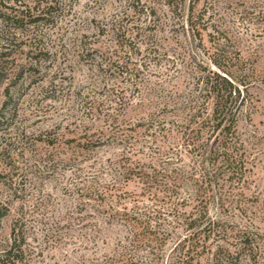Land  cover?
<instances>
[{
  "label": "rangeland",
  "instance_id": "obj_1",
  "mask_svg": "<svg viewBox=\"0 0 264 264\" xmlns=\"http://www.w3.org/2000/svg\"><path fill=\"white\" fill-rule=\"evenodd\" d=\"M9 1L23 9L41 0ZM42 1L41 7L52 2L50 20L16 32L10 55L0 57L6 69L0 85V201L9 208L0 222V253L17 224L28 264H95L111 256L124 235L107 221L111 209L108 198L101 199L102 187L123 163L149 171L160 161L143 119L152 107L170 105L172 91L186 83L178 79L183 69L165 71L166 63H158L184 37L159 26L157 20L169 15L163 0ZM202 6L216 14L217 25L248 61L253 85L237 125L245 173L238 185L222 187V201L212 203L209 214L223 226L225 243L247 231L261 236L254 245L262 247L264 17L258 13L264 0H201ZM149 9L156 14L147 18ZM5 30L0 23V38ZM153 49L155 55L148 56ZM107 64L110 70L103 68ZM6 94L11 100L3 109ZM114 131L134 137V150L116 141L96 149L86 144ZM120 184L115 193L106 190L116 195L113 209L129 196L147 197L135 176Z\"/></svg>",
  "mask_w": 264,
  "mask_h": 264
},
{
  "label": "trees",
  "instance_id": "obj_2",
  "mask_svg": "<svg viewBox=\"0 0 264 264\" xmlns=\"http://www.w3.org/2000/svg\"><path fill=\"white\" fill-rule=\"evenodd\" d=\"M8 1L0 0L5 10L0 8V23L6 28L1 33L0 57L10 55L12 40L18 38L16 32L49 21L52 16L51 1L45 7H41V0L23 9L8 5ZM200 2L163 0L169 15L163 23L157 20L159 26L172 33L180 30L184 40L176 41L173 53L164 54L160 58L163 60L158 57V63H166L165 71L180 73L183 69L178 79L186 83L182 89L174 87L167 99L170 105L152 107L143 119L145 130L150 128L149 144L154 145L159 163L149 171L123 163L118 167L117 177L102 187L101 199L107 197L111 209L107 221L122 227L124 235L117 240L113 254L103 256L95 264H240L241 260L257 264L259 257L264 264V244L254 245L261 238L258 233L246 231L233 238L232 244L225 243L223 226L209 214V206L222 201V187L238 185L245 173L243 141L237 125L243 108L250 104L253 85L249 81L248 61L217 25L216 14L203 6L198 9ZM155 14L156 10L149 9L147 18ZM258 14L264 17V9ZM155 53L153 49L148 56ZM3 64L0 61V85L6 76ZM145 66L141 65L147 69ZM108 67L109 64L103 68L110 70ZM5 96L3 109L11 100L9 95ZM3 118L2 112L0 127ZM123 132L114 131L86 144L96 149L116 141L134 150L129 142H135L134 137L124 136ZM168 140L170 147L165 143ZM120 157L123 160L124 155ZM184 158L189 160L187 166ZM130 176L139 180L147 197L142 200L145 196H129L130 208L125 203L113 209L117 201L111 199H116V195L106 194V190L115 193ZM149 200L152 202L147 205ZM8 212L7 205L0 201V222ZM16 227L17 224L11 229L9 247L0 253V264L29 263L23 248L25 236Z\"/></svg>",
  "mask_w": 264,
  "mask_h": 264
}]
</instances>
